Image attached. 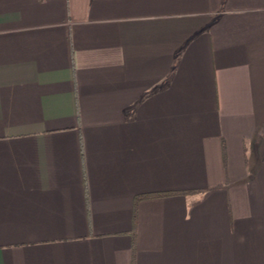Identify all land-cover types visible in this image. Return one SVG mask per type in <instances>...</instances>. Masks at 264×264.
I'll return each instance as SVG.
<instances>
[{
  "label": "crops",
  "instance_id": "crops-1",
  "mask_svg": "<svg viewBox=\"0 0 264 264\" xmlns=\"http://www.w3.org/2000/svg\"><path fill=\"white\" fill-rule=\"evenodd\" d=\"M0 264H264V0H0Z\"/></svg>",
  "mask_w": 264,
  "mask_h": 264
}]
</instances>
